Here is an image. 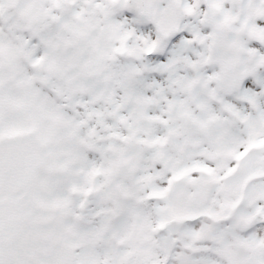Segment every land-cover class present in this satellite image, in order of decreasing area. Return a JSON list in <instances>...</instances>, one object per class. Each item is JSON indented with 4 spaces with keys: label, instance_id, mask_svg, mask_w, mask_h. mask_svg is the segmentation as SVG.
I'll return each mask as SVG.
<instances>
[{
    "label": "snow or ice",
    "instance_id": "1",
    "mask_svg": "<svg viewBox=\"0 0 264 264\" xmlns=\"http://www.w3.org/2000/svg\"><path fill=\"white\" fill-rule=\"evenodd\" d=\"M0 264H264V0H0Z\"/></svg>",
    "mask_w": 264,
    "mask_h": 264
}]
</instances>
